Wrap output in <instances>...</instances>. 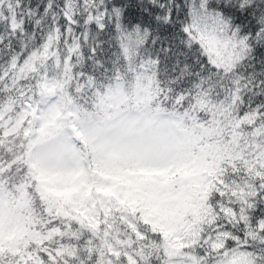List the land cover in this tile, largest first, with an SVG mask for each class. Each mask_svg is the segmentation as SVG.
Listing matches in <instances>:
<instances>
[{"label": "snow or ice", "instance_id": "6c2138e0", "mask_svg": "<svg viewBox=\"0 0 264 264\" xmlns=\"http://www.w3.org/2000/svg\"><path fill=\"white\" fill-rule=\"evenodd\" d=\"M0 264H264V0H0Z\"/></svg>", "mask_w": 264, "mask_h": 264}]
</instances>
